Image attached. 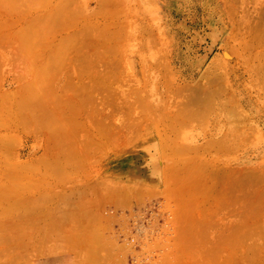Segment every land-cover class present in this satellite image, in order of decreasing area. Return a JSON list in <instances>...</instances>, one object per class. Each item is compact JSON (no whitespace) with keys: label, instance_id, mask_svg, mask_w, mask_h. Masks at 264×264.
Here are the masks:
<instances>
[{"label":"rangeland","instance_id":"rangeland-1","mask_svg":"<svg viewBox=\"0 0 264 264\" xmlns=\"http://www.w3.org/2000/svg\"><path fill=\"white\" fill-rule=\"evenodd\" d=\"M38 1L37 4L43 3L42 0ZM65 1L48 0L49 5L43 3L41 6L36 5L33 0H24L22 3L17 0L15 3L14 0H0V25L7 21L9 27L14 26L8 36H0V56L5 54L4 59H0V96L21 93L18 88L24 86L27 77L32 78V75L38 74L35 66L41 67L43 62L49 59L57 60L61 55V46L69 45L71 49L67 50L66 47V50H63L69 66L60 70L61 74L56 71L54 77L59 79L74 73L77 86H80L77 82L79 79L89 88L93 76L103 75L107 82L104 85H108L106 88H110V94L114 90V98L105 95L102 87L103 92L98 88L93 93L94 102L84 106L86 111L82 113L83 119L87 118L88 129L95 130V121L88 119L92 111L99 113L104 106L112 112V104L124 106L123 110L117 111L119 114L106 119H109L108 124L122 125L123 141H116L119 142L116 146H113L115 142H112L110 150L103 155L95 153L89 156L88 163L77 168L78 170L70 167L61 171L54 170V166H61L72 160L68 154H54L49 165L40 163V171L37 170V173L34 170L32 173L36 177L39 175V178L28 177L29 174L26 178L29 182L32 178L36 182L37 179L41 180V185H38L41 186L40 191H37L36 196H48L46 203L40 204L44 197L40 198L38 205L15 201L20 198L25 200L32 194V191L23 186L25 180L20 177L11 182L0 181V188L5 192L3 196L0 195V219L10 218L13 221L12 226L15 228L16 225V232L19 228L18 221L28 224L25 223V229L22 230L47 227L48 223H52L53 217L63 216V210L67 207L71 209L80 195L84 198L90 197L89 186L93 185L95 176H111L121 183H126L127 188L123 189L128 190L131 196L124 206L119 207L110 202L104 204L106 211L111 215L110 223L103 222V226H108L104 235L106 238L110 237L109 245L89 254L91 264H103L99 260L100 255L109 253L110 257L105 264H245L246 262L242 261V252L245 249H259L260 253L254 257L255 262L257 258L264 262V230L261 228L247 231L244 242L234 248L229 247L231 242L228 244V241L219 240L229 234L223 231L221 218L224 217L225 220L231 216L227 219L237 220L241 218L239 216L242 211L249 212L248 210L264 204L261 196H258L257 200L251 198V195L255 194L253 192L260 189L259 184L251 182L249 187L246 185L245 191V185L238 183L244 189L237 186L243 190L239 188L241 192L238 189L234 191L236 197L232 201L233 204L231 203L232 206L235 205L232 209L229 207L231 205L219 209L217 197L207 198L203 195L205 192L202 193L197 203H190V212L195 216L188 218L189 227L186 231L179 228L180 218L173 217L174 209H177L174 197L177 198L178 193L171 194L169 198L157 192H143L141 198L135 196L138 189L147 185L160 188L159 177L164 171V164L169 165L177 159L181 162L186 158L196 160L194 166L200 170L202 167L207 180L212 178L218 169H224L228 165L237 169L255 168L254 171L258 174L264 171V62L259 63L261 54L256 55L255 49L249 53L252 42L255 41L253 38L259 36V33L264 34V0ZM50 11L55 13L54 19L59 18L60 14L57 13H63V17H69L70 20L58 26L53 24L56 30L52 34L46 32L49 36H40L44 38L41 41L36 31L41 32L40 28L49 22L38 19L45 17V13ZM18 35H24L22 43ZM12 38L14 40H10ZM225 51L231 54L232 59L226 60L223 57ZM57 52L59 56H56ZM79 55H83L81 63L78 62L81 59ZM31 61H35L34 67ZM87 63L90 65L88 70L84 67ZM80 73L87 76L82 74L83 79H80ZM116 84L119 85L118 91L115 90L118 88ZM220 85L224 89L217 101L204 99L209 97L206 91L208 93ZM228 91L235 101H239V107L250 122L247 140L243 142L245 145L241 143L235 152L228 153H220L216 147L198 153L188 154L185 149L176 152L173 143H193L200 146L209 143L215 145L217 138L222 140L223 137L218 136V132L224 116L219 104L228 103V98L223 95ZM63 92L64 97H70L74 91L69 89ZM108 96L111 105L108 103L101 106L100 99L103 97L107 100ZM116 97L119 98L118 101ZM189 98L191 102L187 103ZM4 101V108L0 109L3 119L0 117V121L13 114L25 117L37 110L36 106H26L23 109L21 106H11L9 99ZM178 104L186 106L185 123L168 121L173 118L168 114L176 110ZM64 112L69 113L65 110ZM189 112L192 114L191 120H188ZM116 117L117 121L114 119ZM137 124L141 133L131 135ZM36 126L32 123H24L22 126L20 121H16L12 128L0 126V134L15 135V142L10 144L7 150L0 151L10 160V164H6L8 168L14 167L13 163H17V166L32 160L36 165L38 161L35 160L44 159L47 150L54 148V143H44L42 137L32 134L36 132ZM224 128L225 126L222 129ZM83 134L84 130H81L77 137ZM164 138L172 141L168 144L169 147L163 143ZM153 143L157 145L160 159L156 158ZM40 145L45 147L40 148ZM168 149L174 154L171 158L166 152ZM157 161L160 166L156 165ZM20 170L17 171L22 174L25 169ZM173 170L177 181L185 179L186 171L183 173L181 168ZM218 179L217 177L216 180ZM15 187H18V194L11 199L10 194ZM234 187L237 188L235 185ZM249 191L251 195H248ZM244 193L249 197H242ZM67 194L70 198L68 202H64L61 197ZM237 195L246 199L245 202L237 199ZM248 200L255 202L251 204ZM212 210L214 214H211ZM226 210L230 216L225 214ZM237 211L238 215L233 214ZM36 215H40V219H37ZM253 221L256 223L255 219ZM65 224L64 226H69ZM6 226L0 227V234L5 233ZM60 229V226H55L50 232L40 233L42 236H48L51 242L57 241L58 247L50 251H41L35 246L28 250L21 247L19 242L23 241V231L16 233V241L0 240V251L5 248L4 252L7 253L0 255V264H75V254L64 246V240L58 239ZM202 232L205 233L207 242L202 238L196 239ZM34 233L36 232L30 231L26 234ZM214 238H217L216 242ZM212 248H215L213 252L216 255L212 253ZM232 251L236 255L233 254V259L226 260ZM225 254L228 256L225 257ZM218 258L223 261L219 260L220 263ZM263 262L259 263L264 264Z\"/></svg>","mask_w":264,"mask_h":264},{"label":"bare ground","instance_id":"bare-ground-1","mask_svg":"<svg viewBox=\"0 0 264 264\" xmlns=\"http://www.w3.org/2000/svg\"><path fill=\"white\" fill-rule=\"evenodd\" d=\"M17 1L22 3L24 0H17ZM33 1L39 2L38 0H33ZM47 1L48 0H42L43 3L48 4ZM63 1L66 2L65 0H63ZM15 2H16V0H14L13 3H15ZM37 2H36V5L39 4V3L37 4ZM43 3L39 4V5L42 6ZM56 8L57 7H55V9ZM57 14H60L58 19H54L55 13L51 12V11L46 12L45 17L38 19L40 21L45 20L46 22H49L46 25V26H48L47 28H46V26H43L42 28H40L41 32H40V30H39V32L36 31V33H39V36L37 35L40 38L39 40H41V41L44 40V38L42 39L41 37L47 36V34L48 33L50 34V32L52 34L56 30L55 29L56 26H58L59 24H64V23L68 22V20H70L69 17H66V16L63 17L64 16L63 13H57ZM51 16H53V18ZM4 23H5V25H4ZM6 23H7V21L2 22L3 25L2 24L0 25L1 26L0 27V33H2V34H0V36H2V37L8 36L9 33H11V30L13 31L12 28L14 26L11 28V27H9L10 24L7 25ZM49 24H52V25L49 26ZM53 24H57V25L55 26ZM44 28H45V31H44ZM260 28H263V27H260ZM7 29H9V30H7ZM46 29H48V30H46ZM46 32H48V33L46 34ZM49 34H48V36H49ZM23 36L24 35H18V39L20 40V43H22V41H23ZM14 38H15V36H14ZM10 40H14V39L12 38ZM253 40H255V41L252 42V47H251L249 53H251L254 49L256 51V55L258 53H260L261 56L259 57V61H260L259 63L262 64L264 62V47H262V46H264V34L259 33V36H255L253 38ZM259 42H262L263 45ZM65 48L67 50L71 49V47L69 48V45L64 46V47L61 46V55L59 56L58 52L56 53V56H59V58H57V60H51V59L46 60V62H43L44 63L43 65L40 61L39 63H40V65H42L41 67L39 65L35 66V64H34L35 61H31L32 66L34 65L36 67L35 68L37 70L36 73H38V74L34 75V76L32 75V78H31V76H30V78L27 77V82L24 84V86L18 88V89H20V91H22L21 93L15 92L13 94H2V97L0 96V109L4 108L2 106H4L3 101L5 99H7V100L9 99L11 101V106H21L22 108L26 107V106H28V107L29 106H36V109H37L35 112L33 111V113H30L29 115H26L25 117H23L21 114H16V115L13 114L12 116H7L6 118H4V120L0 121L1 127H5V128L11 127L12 128V126L15 124L16 121H20L22 126L24 123L25 124L26 123H30V124L32 123V124L37 125L36 130H35L36 132L35 133L32 132L33 135H35L36 137H42L44 143L45 142L47 144L50 142L54 143L53 144L54 148L52 150L51 149L47 150V156L44 159L38 158V160H35V161H38V164H36V165L33 164L34 160H32L30 162L28 161L29 163L25 162V163L17 165V166L15 165L17 163H15V164L13 163L14 167L8 168L6 165V164H10V160L8 159V156L6 154H3V152L0 153V170H2L0 172V181L11 182V181L15 180L16 178L20 177L23 180H25V182L23 183V186L26 189L32 191L31 196L25 198V200L21 199V198L18 200H15V201H19V202L21 201V203L22 202H24L26 204L30 203V205H32L31 203H33V204L38 205V202H39L41 197H44V198L41 199L40 204L46 203L48 201L47 200L48 196L46 197V195H37L36 196V194H38L37 191H40L39 188L41 186H38V185H41V183H39V181L41 182V180L37 179V182L33 181V178H37V177L39 178V175L36 177L35 175H32V173H34V170L35 171L39 170L38 166H40V163L42 165L43 164L49 165L50 159L53 157L54 154H68V155H70L69 159L72 158L71 161L66 162L64 165L54 166L55 167L54 170L61 171V170L66 169L68 167L77 169V168H81L84 164L88 163L89 156L94 155L95 153L103 155L107 151L110 150V148L114 142H115V145L113 144V146H116V143H117L116 141H118L120 139H121L120 143L123 141L122 134H121L122 133V125L116 124V123H115V125L113 123H109L110 124L109 125L108 124L109 119L107 121H106V119L108 117L110 118V116H112V118H113L116 114H119V113H117V111L120 112L121 110H123L124 106H120V104H115V105L112 104V106L110 107L112 112L109 111L108 110L109 108L102 106V104H108L109 102H111L110 101L111 99L109 98V96H108V98L106 97L107 100H104L103 97H102V99H100V105L102 106L101 107L102 110H100L101 112L98 113L96 111H92L91 116L88 117V119H92V121L93 120L95 121V123H96L95 130L88 129L87 128V118L83 119V114L86 111V108L84 106H89V105H91L92 102H94V99H93L94 94L93 93L95 91H97L98 88H100L99 90H101V87H102V90L104 92L102 90H101V92L106 93L105 95H111V97L114 96V94L112 95V92L114 90L110 94V91H111L110 88L107 89L108 85L107 84L104 85V83H107V82H105V77L103 75L93 76L94 78L92 77L93 79L91 81V85L89 88H87L86 84L79 81V79L77 82L80 83V86H77V84L75 83L77 77L73 76L74 73L68 74L64 78L56 79L54 77V73L56 71H58V73L61 74L62 71H60V70L69 66V62L67 63V60H65V55H64L65 53L63 51V50H66ZM4 56H5V54H2L0 56V59H4ZM81 56L83 57V55H79L78 57L81 58ZM223 57L226 60L232 59V56L228 51L227 52L225 51V54L223 55ZM82 59L83 58L78 60V62L79 63L83 62ZM0 61H2V60H0ZM7 62H9V61H7ZM66 63H67V65H66ZM84 67L88 70V67L90 68V65L87 63L84 65ZM86 72H88V71H86ZM245 72H246V70H245ZM28 73H30V72H28ZM82 74L86 75L85 73H80V76ZM80 76H79V78L83 79V75H82V77H80ZM116 86L118 88H116L115 90L118 91L117 89H119V85L116 84ZM81 87H82V90H80ZM104 87L105 88L107 87L106 88L107 90ZM69 89L74 91L73 95L70 97H64L63 91L69 90ZM223 89L224 88L221 85L218 88L215 86V88L211 89L210 92L207 93V91H206V94L209 97H204V99L205 100L206 99H212L213 101H217V98H219L221 96V92L223 91ZM114 93H116V92H114ZM119 93L117 92V94H119ZM223 95L226 98H228V103L225 102V103H222L221 105L219 104L220 102L218 103L220 106L219 108L223 112V116H224L223 120L220 118V120H222L221 121L222 124L220 122L221 127H220V130L218 132V136L222 135V137H223L222 140L217 138L215 145L213 143L212 144L209 143L207 145H200V146L198 144H193V143L189 144V145H184V144L175 145L173 143L176 152L185 149L188 154L189 153H198V152H202V151H205L207 149H210L212 147H216L217 151H219L220 153H225V152L228 153V152H232V151L235 152L236 148H238L241 143L246 142V140H247L246 135L248 134L247 129L250 127V124H249L250 122L248 121V118H247L248 116L239 107V101H235V98H233L234 96L231 95V93L229 91L227 92V94L223 93ZM117 98L118 97H116V99ZM48 99L50 101H48ZM190 99L191 98H189V100ZM118 100H119V98L117 99V101ZM189 102H191V100L190 101L187 100V103H189ZM109 104L111 105V103H109ZM181 105L182 104H178V108L176 110H174L172 113L168 114L169 117L171 116L173 118L172 119L169 118V120H168V116H167L166 120H168V121L171 120L170 122H176V123L184 122V119L187 118V114L184 111L186 106H181ZM142 106H144V105H142ZM91 108H90V110H91ZM23 109H25V108H23ZM105 109H107V110L105 111ZM64 110L66 112H69V113L68 114L65 113ZM114 111H116V112H114ZM1 115L2 114L0 113V117L2 118ZM191 115H192L191 112H189L188 120L193 119L190 117ZM114 119L117 121V117ZM177 125H179V124H177ZM48 126H50L52 128H49ZM223 126H225L224 129H222ZM57 128H59L60 130H58ZM40 130H44V131L41 132ZM81 130H84L83 136L77 137L78 132H80ZM136 133H138V134L141 133V130H140V127L138 126V124L135 126L133 132H131V135H135ZM14 136L15 135H10L9 133L0 134V151H4V149L9 147L10 144H13L15 142ZM162 141L166 146H168L169 143H172L171 140H166L165 138ZM153 144L155 145V143H153ZM154 145H152V146H154ZM242 145H245V144L243 143ZM42 147H45V146L40 145V148H42ZM155 148H156V151H155L156 158L157 157L159 158L160 152L157 149V145H155ZM166 152L169 155L168 157H170V158H171V156L174 155L173 153H171L169 151V149ZM157 154H158V156H157ZM99 160H101V159H99ZM11 161H13V160H11ZM194 161L196 162V160H194V159L186 158L182 162L179 159H177V160H173L169 165H166V163H165L163 166L164 171L161 172L162 176L159 177V179H160L159 183H160L161 187L157 188V187L149 186V185L144 186L143 189L140 188L136 191L137 193L135 196H138V198H141L142 197L141 194L143 192L144 193L157 192L158 194L164 195V196L169 198V196H171V194L178 193L179 196L177 195V198L174 197V200H175L174 202H175L177 209H174L175 214L173 215V217L176 216V217L180 218V221L182 223L179 221L180 222L179 228L184 230V231H186L189 227L188 226V221H189L188 218H190V217L194 218V216H195V215H193V213L191 214V212H190V209L192 211L190 203H193V202L197 203V201L201 198L202 193H204V192H205V194H203V195L206 196L207 198L208 197H217L216 198L217 202L219 201V203L217 204V207L219 209H221L222 207L225 208V206L227 207L229 205H231L229 207H231V209H232V207L235 206V205L232 206V204H233L232 201L236 197V192H234V191L236 189H238V191H239V188H240L237 186H241V185L243 186V184H244L245 185L244 188H246V189H244L242 186L241 187L246 191L247 190L246 185H248V184L250 185L251 182H254V183H257L260 185V189L257 192H253V193H255L254 195H251V192L249 191L250 193H248V195L250 194L251 196H253V197L250 196L252 199L254 198L253 200H257L258 196H261V198L263 197V200H264V171L261 174H258V172L254 171V170H256L255 168H254V170H249L248 168L243 169V168H239V167L237 169V167L235 168L233 166L234 167L233 168V167H231L232 165L231 166L228 165L224 169L223 168H221V170L218 169L216 171L217 173H215L214 176L212 178H210L211 182L209 183L210 179L207 180V178L205 177V173H204L205 171L202 170V167H201L202 172H201L199 167H197L198 169H196V167L194 166L195 165ZM153 163H155V162H153ZM93 164H94V162H93ZM156 165L160 166V162L157 161ZM93 168H95V167H93ZM174 168H176V171L181 168L183 173H184V171H186L185 179L177 181L176 177L174 175L175 174L174 170H173ZM20 169H22V170L25 169L28 171L24 170L23 171L24 173L19 174L18 171ZM239 169H241V170H239ZM39 171H37V173ZM196 171H198V172H196ZM55 173L56 172H54V174ZM238 173L240 176L238 175ZM21 175H23V176H21ZM27 175H28V177L33 176V178L30 179V182L27 181V178H26ZM217 177L219 178L218 179L219 181L216 180ZM34 182H36V183H34ZM238 183H240L241 185ZM128 185L132 187V184L129 183ZM234 185L237 188H235ZM249 185H248V187H249ZM123 188H127V184L121 183L111 176H110V178L105 177L104 175L95 176V180L93 182V185L89 186L90 197L84 198L83 195H80L76 199V201H74L75 204L72 205L71 209H69V207H67L66 209L63 210V213H62L63 216H61L59 218L57 216L53 217L52 223H48L49 225L47 227L37 228L35 230H33V229L22 230V228L25 229V223L26 222L24 221L25 223H23L22 221H18L19 228H17V232L21 233L23 231L25 233L23 241L19 242L20 246L25 248L26 250H28V248H30L31 246H35L37 249H39L41 251H43V250L44 251H50V250H52V248L55 249L58 247L57 241L55 240V241L51 242V240L48 236H46V237H45V235L42 236L40 233L45 234L47 232H50L53 227L60 226L61 227L60 232H59L60 236L58 239L64 240L65 241L64 246H66L67 249L70 248L72 250L71 252H73L75 254L74 255V256H76V258L74 257V260L76 259L75 264H91L92 259L90 260L89 254L92 252H96L100 248L104 249V247L106 245H109V238L110 237L108 236L106 238L104 235V232L108 228V226L107 225L103 226V222L106 221L107 223L108 222L110 223V216L111 215L108 213V211H106L104 204L110 202L113 204H117V206H119V207H120V205L124 206V204L127 203V201L130 199L131 193H129L128 190L127 191L124 190ZM242 188H240V190H243ZM1 189L2 188H0V195L3 196L5 194V192ZM17 190H18V187L13 188V190L11 191V194H10L11 199L15 198L17 196V194H18ZM227 191H230V193H228ZM239 192H241V191H239ZM237 194H239V193H237ZM246 195L247 194L244 193L242 197L246 198ZM237 196H238L237 199H240L241 202H242V200H243V202H245L246 199L244 200V198H241L240 197L241 195L240 196L237 195ZM61 198L63 199L64 202H68L70 196L67 194L66 196H63ZM248 202H251V201L248 200ZM254 202L255 201H253V203L251 202V204H254ZM215 205L216 204H214V206ZM255 205H257V204H255ZM114 207L117 209L116 205ZM228 209L229 208H227V210ZM240 209L245 210V208H240ZM213 210H214V208H213ZM213 210H212L211 214H214ZM227 210L225 211V214L228 215L227 212L230 211V209L228 211ZM235 210H238V209H233V211H235ZM248 211L249 212H247V211L243 212L242 211V214L239 216L241 218H238L237 220L236 219L228 220L231 217L230 215H228V216H230L229 218L226 216L228 219L226 218L224 220V217L221 218L222 219L221 221L223 222V224H222V227L224 229L223 231L224 232L226 231L227 233H229L227 235V237H224L223 239L219 238V240L221 242H227L228 241V244L231 242V244H229V247L233 246V248H234L235 246H240L241 243L244 242L247 231L251 230L252 228H261L262 231L264 230V204L261 207L257 206L256 208H254L252 210H248ZM239 212H241V210ZM234 213H235V215H236V213L238 215V211L233 212V214ZM235 215H232V216H235ZM39 217H41V216L36 215L37 219H40ZM254 219H255L256 223H254V221H253ZM4 222H5V224H4ZM12 222L13 221H11L10 218L0 219V227L1 228L3 227V225H7L5 233L0 234V240H2V241L9 240V239H10V241H16L17 240L18 235H16V233H17L16 232V225L14 228L12 226V224H13ZM65 223L68 224L69 226H67V227L64 226ZM30 231L32 233L33 232H36V233H34V235L26 234V233H29ZM11 233H12V235H10ZM39 236H42V237L39 238ZM197 238H202V240L205 242L208 241L206 239L205 233H203V232H202V235L200 234V236L196 237V239ZM214 239H216L214 241V242H216L217 238H214ZM230 239H231V241H230ZM110 242H112V240H110ZM245 242H246V240H245ZM212 247H215V246H212ZM220 247H222V246H220ZM4 249L0 251V255L1 254H7L4 252ZM214 249L212 250L213 254H215V252H213ZM220 250L223 251V249H220ZM243 251L244 252H242V261L246 262L245 264H260L263 262V260L261 258L260 259L257 258L256 259L257 262H255V259H254V257L257 256L258 252L260 253L259 249H255V250L254 249H250V250L245 249ZM227 254H225L226 255L225 257L228 256ZM233 254L236 255V253L234 251H232L231 253H229V256L225 259L226 260L227 259L229 260L230 258L233 259ZM220 255H219V258L222 259ZM9 257H11V255H9ZM109 257H110V253L107 255L102 254L99 257V260L101 262H103V264H105L104 262ZM219 258H218V261L220 260ZM109 264H111V263H109ZM114 264H116V263H114ZM204 264H208V262L207 263L205 262Z\"/></svg>","mask_w":264,"mask_h":264}]
</instances>
